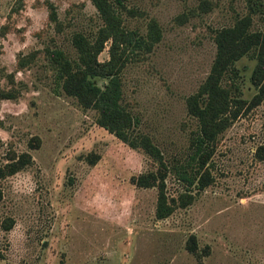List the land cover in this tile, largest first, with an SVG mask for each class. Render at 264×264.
I'll use <instances>...</instances> for the list:
<instances>
[{
  "label": "rangeland",
  "instance_id": "obj_1",
  "mask_svg": "<svg viewBox=\"0 0 264 264\" xmlns=\"http://www.w3.org/2000/svg\"><path fill=\"white\" fill-rule=\"evenodd\" d=\"M124 3L125 28L145 35L153 19L160 33L122 67L119 101L163 155L171 211L157 218L156 186L129 180L156 162L56 82L45 49L75 58L71 36L91 37L101 22L91 1L0 0V165L30 156L0 176V264H264V96L216 135L208 184L180 177L198 129L186 98L209 70L214 34L246 15L249 31H264V0ZM253 63L250 51L223 73L231 95L255 91Z\"/></svg>",
  "mask_w": 264,
  "mask_h": 264
},
{
  "label": "trees",
  "instance_id": "obj_2",
  "mask_svg": "<svg viewBox=\"0 0 264 264\" xmlns=\"http://www.w3.org/2000/svg\"><path fill=\"white\" fill-rule=\"evenodd\" d=\"M101 20L91 37L75 32L71 44L75 58H70L57 47L46 48L55 66V78L62 90L76 98L84 107L96 111L95 122L131 147H140L156 162L155 170L132 174L130 182L137 186L155 185L157 188L154 214L168 215L172 205L166 201L164 177L166 163L159 147L150 137L136 128V118L120 103L119 73L131 57L148 51L159 36L156 22L151 19L145 35L127 29L122 23L124 0H90ZM264 10V7H262ZM53 18V17H52ZM249 16L237 19L231 26L214 34L215 53L209 70L197 90L186 98L187 111L197 118L198 129L191 140V151L186 162L189 171L180 175L188 185L202 189L211 180L206 167L215 145L216 135L242 111L257 104L264 96V31L248 30ZM107 43V58L99 60L98 53ZM252 52L254 63L249 80L255 91L249 98L233 96L221 83L223 73L247 52ZM264 153L260 156H263ZM97 157L88 153L85 158L93 163ZM30 156L26 152L0 165V176L23 166ZM191 196L190 194L188 195ZM188 200V199H187ZM8 226V225H7ZM188 249L195 250L193 236Z\"/></svg>",
  "mask_w": 264,
  "mask_h": 264
}]
</instances>
